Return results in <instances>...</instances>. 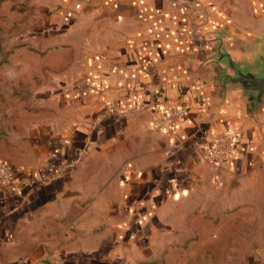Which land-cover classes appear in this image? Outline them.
<instances>
[{
	"label": "crops",
	"instance_id": "1",
	"mask_svg": "<svg viewBox=\"0 0 264 264\" xmlns=\"http://www.w3.org/2000/svg\"><path fill=\"white\" fill-rule=\"evenodd\" d=\"M263 35L264 0H0V264H264V99L224 69Z\"/></svg>",
	"mask_w": 264,
	"mask_h": 264
},
{
	"label": "built area",
	"instance_id": "2",
	"mask_svg": "<svg viewBox=\"0 0 264 264\" xmlns=\"http://www.w3.org/2000/svg\"><path fill=\"white\" fill-rule=\"evenodd\" d=\"M151 111L155 114L153 124L164 129H175L186 115L183 106L170 103H154ZM238 138V133L232 130L217 133L204 148V157L217 167L224 166L233 159ZM125 173L123 170L122 174ZM11 174L9 164L0 160V185L8 181Z\"/></svg>",
	"mask_w": 264,
	"mask_h": 264
},
{
	"label": "water",
	"instance_id": "3",
	"mask_svg": "<svg viewBox=\"0 0 264 264\" xmlns=\"http://www.w3.org/2000/svg\"><path fill=\"white\" fill-rule=\"evenodd\" d=\"M264 42V35L261 37ZM226 66L230 69V81L238 83L243 90L251 92L256 105L264 99V46L253 63H239L227 53Z\"/></svg>",
	"mask_w": 264,
	"mask_h": 264
}]
</instances>
